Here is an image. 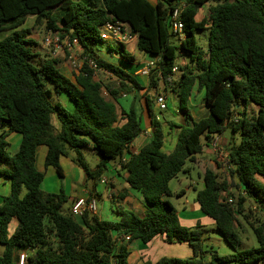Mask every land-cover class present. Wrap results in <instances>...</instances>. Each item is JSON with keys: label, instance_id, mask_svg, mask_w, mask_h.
I'll return each mask as SVG.
<instances>
[{"label": "trees", "instance_id": "trees-1", "mask_svg": "<svg viewBox=\"0 0 264 264\" xmlns=\"http://www.w3.org/2000/svg\"><path fill=\"white\" fill-rule=\"evenodd\" d=\"M212 1L209 14L198 19L200 9ZM177 8L185 38L174 44L172 38L179 35L171 29L170 19ZM29 17L37 22L46 18L49 30L76 39L83 56L114 76L118 89L105 86L111 99L105 98L104 85L95 80L87 64L74 81L60 71L56 58L34 64L36 44L28 38L32 31L19 29ZM111 19L128 23L137 34V48L160 60L149 76L148 91L163 82L165 92L170 89L180 109L191 117L188 103L193 89L198 85L204 90L207 115L180 127L170 153L163 151V124L154 117L149 96L145 100L152 139L139 152L131 150L144 131L143 118L134 105L120 112L118 95L142 87L133 75L94 51L95 45L104 42L102 26ZM5 31L14 32L0 37V176L10 182L11 191L0 204V245L5 247L0 264H20L22 254L24 264H130L127 245L118 246V239L129 237L127 244H147L159 235H165L168 243H188L193 256L163 257L156 264H264V220L251 223L259 243L256 248L240 250L236 230L242 227L240 218L250 220L249 201L264 215V0H0V35ZM197 32H207V52L198 45ZM120 46V57L134 64L135 57L125 45ZM182 56L188 63L178 65ZM175 67L178 71L173 73ZM60 96L73 103L72 110L55 101ZM250 104L257 106V113L249 115ZM228 130L231 138L225 151L232 167L227 171L230 178L221 179L207 168L203 189L196 195L202 213L215 222V230L234 250L220 256L205 250L203 227L181 224L170 201V182L187 160L193 161L214 137ZM12 133L22 136L14 155L9 153ZM40 146L47 149L45 169L53 167L60 178H64L60 159L69 157V151L93 181L101 180L108 164L117 162L127 173L128 187L146 203L144 217L127 213L114 222L89 213L77 218L64 211L68 202L64 191L55 194L41 189L45 172L36 167ZM83 149L100 156L96 169L89 168ZM232 188L239 192L235 198L227 194ZM226 196L234 203L229 204ZM13 219L18 226L10 235Z\"/></svg>", "mask_w": 264, "mask_h": 264}, {"label": "rangeland", "instance_id": "rangeland-1", "mask_svg": "<svg viewBox=\"0 0 264 264\" xmlns=\"http://www.w3.org/2000/svg\"><path fill=\"white\" fill-rule=\"evenodd\" d=\"M215 4L214 1L209 2V4L207 5V7L205 9H202L201 15H208L209 14V6H213ZM53 12L56 14V11L53 10ZM54 14V17H55ZM200 15V16H201ZM19 29H31V35L28 36V38H31L36 45L33 46V50L34 52L37 54L34 59L33 62L36 65H41L42 63H44L46 60L52 59V58H56L57 60L60 61V71H62L63 68L67 67L70 71L69 74L66 73L65 76H67L70 80L74 81L75 80V76L78 75L70 66L69 62H68V58H67V54L65 53V51L63 50L61 53H59L57 56H52L51 55V50L45 45V38H47L51 33L55 32L53 30H49L47 28V20L46 18H41L39 19V22L36 21V17H29L26 21V23ZM17 29V30H19ZM14 31H5L3 33H1L0 37L1 38H5L9 35H11ZM196 41L198 43V45L205 51L207 52L208 50V40H207V32H197L196 33ZM176 42L178 43V39L172 38V43L176 44ZM126 50L128 52H131V47H129L128 45L125 46ZM121 50V46L119 43L116 42H103L100 44H97L94 46V51L95 54H97L99 57H101L102 59H104L105 61L120 67L121 69H123L124 71L128 72L130 71L134 66H142L143 63L145 61H148L149 59H153V56L145 53V52H141L137 47L134 49V56L136 58V62L134 64H130L126 61H124L121 57H120V52ZM82 52L80 53V51H78V56H81ZM177 64L181 65L180 62V58L177 59ZM175 78H177V75L174 76ZM95 80L100 81L103 85H104V93L103 95L105 96V98L107 99H111L108 91L106 90L105 86L110 85L111 87H113L115 90L118 89L119 83L117 81V79L104 72V71H97L95 74ZM145 79H143L141 76L138 77V81L144 86V81ZM140 84V85H141ZM143 90H132L130 93H128L126 95V97H124V92H121L118 95V106L119 108L122 107H126V109H129V104L134 105V108L137 110V112L139 114L142 115V112L144 111V116H142L143 118V124L142 127L143 129L145 128L144 126V122L146 119H150L149 117V110L146 104V100H145V96H149V98L151 99V104H150V109L154 115V117H156L158 119V121H160L162 124H168V125H172L174 130L173 132H176V128L174 127H187L189 124H191V119L187 116V114L182 111L179 107V99L176 95L172 94H168V99H167V109L166 110H160L159 107H157V97L156 95L158 93H165L164 91V84L163 82H160L159 85L157 86V88L151 89L150 91V95L147 93V86H144ZM57 97H55V101H56ZM63 100H65V98H62ZM193 102H194V110H196L195 112L197 114H199V118L204 117L207 113H205V115L203 116L202 112H206V106L204 103V99L202 98L201 93H197L195 94V96H193ZM63 105L65 107H69V103H67V101L65 100L63 102ZM189 105V103H188ZM189 107V106H188ZM198 111V112H197ZM248 112L249 115H253L255 113H257V106L254 104H250L248 106ZM191 114V111H190ZM55 118V117H54ZM150 121V120H149ZM179 130H177L178 132ZM170 132V130H169ZM227 135L231 134V131L228 130ZM230 138L228 139L229 142ZM228 142H225L223 140V143L221 142V145H223L224 143L227 144ZM236 143H239V136L236 138ZM83 154H84V158L86 160V163L88 164L90 169H96L97 165L100 161V156L95 152V151H90L88 149H83ZM70 152V156L71 155L75 156V153L72 151ZM215 161H217V170H218V174L220 176L221 179L227 178L229 177V174L226 172V161L225 160H220L219 156H209V159H213ZM44 160V159H43ZM43 161L40 159L39 161V165H42ZM205 167V166H204ZM203 168V167H202ZM202 168L194 163L191 160H187L183 171L181 173L178 174V176L174 179L171 180L170 182V189L173 192V196L170 198V201L172 202V204L177 208V210L182 211L185 208L186 209H190V205L194 204L196 202V195L197 192L203 189V170ZM78 171L80 172V174L82 176L84 175V171L80 168L78 169ZM230 178V177H229ZM62 180H64L63 178H61ZM85 181L87 183L88 189L92 190L95 184V181L87 179V177H85ZM230 181V179H229ZM235 182L237 183V180H235ZM66 182L64 181V187H65ZM97 186H99V188L102 190V185L97 184ZM63 191V190H62ZM46 193V192H45ZM48 193V192H47ZM238 190L235 188H232L231 190H229V192L227 193L228 195L233 194L234 198L237 197L238 194ZM226 195V194H225ZM95 200L97 202V208H98V212L102 211L104 212V217H109L108 215H110V219L111 220H106V221H114L115 222V214L118 211H122L117 204H113L111 203L109 200L102 199L101 196L96 195L95 196ZM67 205V204H66ZM68 206V205H67ZM247 209L248 211L250 210L249 213V217L250 220L246 221L242 218H240L241 222H242V227H236V230L239 232L240 234V250H246V249H251V248H256L259 246L257 237L251 227V223L252 224H256L257 221H262L264 220V215L262 213L259 212V210L256 209L255 204L252 201H249L247 203ZM67 209V207L65 208ZM105 219H109V218H105ZM121 219V218H120ZM209 220V221H208ZM209 222H212V220L207 217L206 215L203 214L202 219L200 220V224L202 226H204L206 229H208L209 231L207 233H204V248L206 251H209L210 253H217L220 256H224V255H230V254H234V250L232 249V247L227 243V241L215 230L216 227L214 224H210ZM182 244V243H180ZM184 244V243H183ZM5 247L3 245H0V256L4 253Z\"/></svg>", "mask_w": 264, "mask_h": 264}, {"label": "crops", "instance_id": "crops-1", "mask_svg": "<svg viewBox=\"0 0 264 264\" xmlns=\"http://www.w3.org/2000/svg\"><path fill=\"white\" fill-rule=\"evenodd\" d=\"M206 7L207 6L202 7L200 11L202 9H205ZM200 15H201V12H199L198 14V17H197L198 19H201L204 16H207V15H201V16ZM184 38H181L179 36L175 37V39H178V43L176 42V44H179V39L181 40ZM128 46L131 47L132 50L130 53L134 56L133 52H134V49L137 47V43L136 44L132 43ZM157 59H158L157 57L153 56V59H149L148 61L157 60ZM148 61H145L144 63ZM135 62H136V58H135ZM180 62H181V65H185L186 63H188V58L182 56L180 58ZM140 67L141 66H134L130 71H128V73L133 75L137 81H138V77L141 76L138 73ZM69 71L70 70L67 67H65L62 69L61 72L64 75H66V73L67 74L70 73ZM141 77L145 79L143 80L144 86L148 87L149 77H144V76H141ZM142 86L143 85L141 84V87ZM155 89L156 88H154V90ZM141 90H143V88ZM150 91L147 92L149 95H150ZM164 91H165V86H164ZM172 93L173 92L170 89L166 91L167 95L172 94ZM197 93H201L202 98L204 99V90L199 89L198 85H195L193 92H192V96L189 99V105H188L191 111V117H189L191 119V123L194 120L199 119L198 117L199 114H197L195 112L196 110H194L195 104L193 102V96H195V94ZM158 94H162V93H158ZM124 97H126V95H124ZM62 98H65L67 103H69V107L67 108L72 110L74 105L65 96L57 97L56 101H60L61 103H63L65 100H63ZM128 106L130 108L132 105L129 104ZM121 108L125 110H129V109H126V107L121 106ZM121 108H119L118 106V109H120V112H121ZM205 109H206V112H202L203 116L205 115V113H207V108ZM142 116H144V111L142 112ZM54 117H53V123L55 127L59 129L60 123L58 119ZM144 126L145 128L143 129L144 130L143 133L130 146L131 150L135 153L139 152V150L142 147H144L152 139V128L150 127V121L148 119L145 120ZM174 128H176L175 133L173 132L174 130H172L173 129L172 125L170 126L168 124H163V130L165 134L163 151L165 153L172 152L177 145L178 137L180 134V127H174ZM177 130L179 131L177 132ZM230 136L231 134L227 135V133H225L224 135L220 137H214V141H212L208 146L205 145L203 147V152L200 155L195 156L193 162L198 164L201 168L203 167L202 168L203 172H205V170L208 168L218 173L217 161H215L214 158L209 159V156L211 155L217 156L216 153H214V151L212 150L211 144L216 141H220L223 143V140L225 142H228V139L231 138ZM21 141H22V136L20 134L12 133L9 135L8 137V142L10 144L9 153L11 155H14L19 150ZM202 142L203 143L205 142V135L202 137ZM225 145L226 144L224 143L223 144L224 148L226 147ZM88 150L92 151L91 149H88ZM81 152L83 153V151ZM46 153H47V149L44 146H40L37 149L36 167L39 171L45 172V178H44V181L42 182L41 189L46 193L48 192V193H55V194L63 190L66 196H68V202L66 203L68 206L66 204L63 206L64 211L66 212L71 211L73 201L78 196L91 197V199L95 200V196L98 195V196H101L102 199L106 198L111 203L117 204L118 207L122 210L121 212L118 211L115 214V221H119L120 218H122L123 215L127 213H133L139 217H144L146 209H147L146 203L144 202L143 197L139 192L132 190L128 187L125 181L127 173L120 169V166L117 162H111L110 164H108V169L102 176V179L99 181H95L93 189L89 190L87 183L85 181L86 180L85 177L87 176L84 172L83 173L85 176H82L80 172L78 171V169L80 168L75 164L73 160L74 155L73 156L71 155V157H61L60 159V162H61V165L64 171V178H63L64 180H62L53 167H48L47 169H45ZM40 159L43 161V164L38 166ZM1 168L2 167L0 166V169ZM64 181L66 182L65 187H64ZM97 184L102 185L101 186L102 190L99 188V186H97ZM10 191H11L10 182L0 176V204L3 202V199L10 194ZM121 196H123L122 199L120 198ZM66 207L67 209H65ZM96 215L100 219L111 220L110 215H108L109 217H104L105 215H104L103 210L100 212L97 211ZM178 216L183 226H186L189 228L201 226L204 228L205 233L209 231L208 229H206L204 226H202L199 223L203 217V213L200 209V205L197 202H195L194 204H191L190 209L185 208L182 211L178 210ZM105 218H109V219H105ZM209 223L215 225V222L213 220L212 222H209ZM17 226H18V221L16 219H13L9 226L10 235L14 233ZM121 244L127 245L128 251L130 252V255H129L130 264H146V263L156 264L163 257L187 259L193 256V249L188 243H184V244L183 243L182 244L168 243L166 241L165 235H159L147 244H143L140 241H132L131 243L127 244L126 239L120 238L118 239V246H120Z\"/></svg>", "mask_w": 264, "mask_h": 264}, {"label": "built area", "instance_id": "built-area-1", "mask_svg": "<svg viewBox=\"0 0 264 264\" xmlns=\"http://www.w3.org/2000/svg\"><path fill=\"white\" fill-rule=\"evenodd\" d=\"M181 9L177 8L171 13V29L174 33L178 34L179 37L184 38L183 28L184 25L181 21ZM100 38L104 42H116L123 45H130V44H136L138 41L137 34H134L132 32L131 26L128 23L119 21V20H108L104 23V25L101 28L100 32ZM45 45L51 50L52 56H57L59 53H61L63 50L67 54L68 62L71 66V68L79 74L81 70L83 69L84 65L87 64L88 67L92 70H94L95 74L97 71H101L97 64L94 62L93 59H89L87 56H83V51L81 49V46L79 42L74 39L70 40L67 36L63 37L59 32H53L51 33L47 38H45ZM78 51L80 53L82 52L81 56H78ZM159 59L152 60L144 63L138 73L141 76L149 77L151 72L158 68L159 66ZM178 71L177 67L173 69V73H176ZM168 95L165 93L158 94L156 103L157 107H159L160 110H166L167 109V97ZM237 122V119L234 118ZM212 150L216 155L219 156L220 160L226 161V172L228 169L232 168L228 165L227 161V153L225 151V148L223 145H221L220 141H216L211 144ZM125 161V160H123ZM226 200L229 204L234 203V199L232 197L226 196ZM98 208H97V202L96 200L91 199L90 197L86 196H78L72 204L71 212L74 216L77 218L83 217L86 213L89 214H97ZM126 240H129V237H126ZM25 255L22 254L20 257V264H24Z\"/></svg>", "mask_w": 264, "mask_h": 264}]
</instances>
